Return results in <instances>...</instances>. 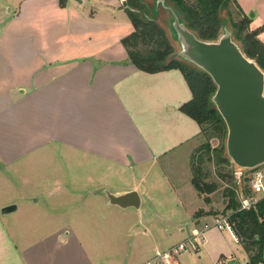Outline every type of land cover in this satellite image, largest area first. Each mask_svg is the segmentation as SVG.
Wrapping results in <instances>:
<instances>
[{
	"label": "crops",
	"instance_id": "0c3cea01",
	"mask_svg": "<svg viewBox=\"0 0 264 264\" xmlns=\"http://www.w3.org/2000/svg\"><path fill=\"white\" fill-rule=\"evenodd\" d=\"M5 1L4 7L0 2V264H144L186 240L192 226L209 215L193 219V205L180 198V218L158 212L148 204L144 173L161 162H177L173 152L189 138L197 144L185 157L187 167L198 150L200 127L187 123L180 111L192 98L180 71L150 74L132 64L121 44L134 31L123 0ZM235 1L264 44V0ZM85 2L92 8L81 11ZM122 14L128 21L120 27ZM162 90L167 96L162 105L172 106L157 129L137 109ZM175 121L179 124L162 129ZM174 126L190 129L188 138L179 140ZM54 155L79 161L57 164ZM107 175L124 180L125 188L109 190ZM162 179L168 185L167 176ZM105 189L136 191L139 209L131 213L132 208L109 205ZM184 190L173 191L177 197L191 192ZM92 202L117 210L100 209L96 222L88 210ZM9 205L16 210L1 213ZM173 233L177 244L169 240ZM202 246V252L182 253L178 264L202 258L206 264L248 262L227 230L208 232Z\"/></svg>",
	"mask_w": 264,
	"mask_h": 264
},
{
	"label": "water",
	"instance_id": "95a60500",
	"mask_svg": "<svg viewBox=\"0 0 264 264\" xmlns=\"http://www.w3.org/2000/svg\"><path fill=\"white\" fill-rule=\"evenodd\" d=\"M139 2L143 10L130 9L126 0L122 1V7L159 25L173 50L169 60L206 74L215 86L209 102L224 124V158L232 164L238 183L243 173L264 165L263 70L244 54L226 18L221 20L215 40H201L188 29L182 15L169 0ZM102 193L111 206L135 210L140 207L136 191L112 194L105 189ZM15 210V205H9L2 208L1 213L9 214Z\"/></svg>",
	"mask_w": 264,
	"mask_h": 264
},
{
	"label": "trees",
	"instance_id": "16d2710c",
	"mask_svg": "<svg viewBox=\"0 0 264 264\" xmlns=\"http://www.w3.org/2000/svg\"><path fill=\"white\" fill-rule=\"evenodd\" d=\"M126 2L132 10H143L139 0H126ZM169 2L180 12L188 29L196 33L201 40H215L221 27V20L226 18L234 32V39L241 44L244 54L254 60L264 72V44L258 40V31L249 30L250 18L242 12L235 0H195L194 6L188 5L185 0H169ZM231 5L235 7L240 17L236 23L231 19L229 11ZM125 12L134 31L122 39L121 44L132 64L138 70L150 74L173 69L179 70L192 94L191 100L182 105L180 111L199 127L206 123L220 126L225 138L224 124L209 102L215 92L211 79L184 63L176 60L170 61L169 57L173 50L164 30L156 23L147 21L138 12L127 9ZM145 35H149L152 40L161 38L159 48L148 56H142L139 52L130 50V47L135 46L137 41L143 39ZM221 159L229 163L224 158V154ZM241 182L242 178L237 183L235 177L234 188L227 190L228 201L225 210L231 211L229 216L230 222L234 225L233 233L248 255V264H264V198L260 199L254 207L242 210L240 198L249 195L250 191L241 189ZM191 184L199 194L210 193L214 190L213 186L204 185L196 178L192 179Z\"/></svg>",
	"mask_w": 264,
	"mask_h": 264
},
{
	"label": "rangeland",
	"instance_id": "374dc122",
	"mask_svg": "<svg viewBox=\"0 0 264 264\" xmlns=\"http://www.w3.org/2000/svg\"><path fill=\"white\" fill-rule=\"evenodd\" d=\"M147 3L150 2V0H145ZM1 6H6L5 0H0ZM185 2L188 5L194 6L195 0H185ZM8 7H14V2L8 1L7 2ZM80 10H90L92 6H88L85 2L84 5L78 6ZM230 15L233 22H238L240 20V17L237 15V10L233 5L230 6ZM126 13V12H125ZM123 15V14H122ZM128 21V18L124 14L122 17H120V27H123L124 23ZM120 34L122 37H125L128 35L127 32H125V29L122 28L120 31ZM161 44V38H155L150 39L149 35H145V37L137 41L135 46L130 47V50L139 52L142 56H148L153 51L159 48ZM166 92L161 91L159 93V98L155 101L148 102L145 107H141L138 105L137 112L143 113L146 118L149 119V124L153 125L157 129L159 128L160 124L165 121L167 111L172 105H168V108H164L165 106L162 105V102H164V99L166 98ZM128 110H132V106L128 105ZM133 112V111H132ZM134 114V113H133ZM185 117V116H182ZM136 121L139 122L141 119V116H137L135 118ZM186 119L187 123L190 125H193L195 128L196 125L192 120L189 118H183ZM172 124H179V122H171L166 123V126L162 127V129H165L169 125ZM139 125V123H138ZM174 130L178 132L179 140L184 138L185 136H189L188 132L191 131L190 129H186V127H182L180 130L177 126H174ZM200 142L198 145V150L196 153H192V157L190 156L188 166L185 165V157L192 148H194L197 144L196 139L189 138L187 142L182 143V145H177L178 148L175 149L173 154L177 162L170 164L171 166H166L161 162V165L150 169L147 172H144L147 174L146 176V186L149 189V199L150 204L155 210L162 213H170L171 211L176 212L174 215L175 217L172 218L177 219V217L182 215L183 210L180 207V201L183 200L186 203L185 204H191L193 205L192 211H194L193 219H197L198 217L201 218L203 215H209V217L212 216H220V215H230L231 211H226L225 206L228 201V197L226 196L228 189L234 188V170L232 164L223 162L221 159V156L223 153V146H224V131L220 126H215V124L212 123H206L200 126ZM163 133H165V130H163ZM186 134V135H185ZM159 134H154V137L156 139L159 138ZM163 138V136H161ZM161 138V139H162ZM51 161L57 163V164H64V163H75L76 161H79L75 156H73L71 159L67 156V158H63L61 155H58L55 157H52ZM165 162V161H163ZM166 163V162H165ZM259 169L264 171V165H261L258 167ZM97 174V173H96ZM251 174V171L245 172L241 178V189H245V191L249 190V176ZM167 176L168 178V185L167 183L162 179L163 176ZM31 176V174H30ZM198 179L202 184L207 186H213L214 190L210 193H204L199 194L192 186L191 181L192 179ZM111 182L112 185H108V189L113 191L114 189H122L125 188V181L124 180H118L115 176H109L107 175L106 178ZM127 181L130 180L129 178H125ZM110 186V187H109ZM189 190L190 189V195L187 191L184 190L185 187ZM180 187L184 190L183 193H188L180 197L176 196L177 192L175 193L173 190L177 191V188ZM190 187V188H189ZM244 193V192H243ZM189 196V197H188ZM250 197L249 195H246L245 198L248 199ZM256 197H261V195H257ZM180 198V201H179ZM182 198V199H181ZM90 204V203H89ZM148 204L145 202H142V210L146 209L148 207ZM241 206V204H240ZM100 209H102V212L108 213L110 209H113V211H116L117 209L112 208H102L97 203H91V205H88V210L93 212L94 219L96 222L99 219V214L97 212H100ZM108 209V210H107ZM131 213H135L134 209H129ZM180 218V217H179ZM187 217H185L186 219ZM210 218H205L204 220H209ZM121 222H124V219H121ZM126 221L129 223V219H126ZM191 222V218H188L186 222ZM167 231H169V234L173 231V228L169 225L167 228ZM211 231H218L216 229H210L207 231L204 235L205 236L208 232ZM175 232V231H174ZM186 232L189 234V230L186 229ZM220 232V231H218ZM95 237L97 234L95 233ZM170 240V242H176L177 244L178 237L173 233ZM188 236V235H187ZM150 238V236H149ZM204 243V240H203ZM203 243H200L199 251L202 249ZM233 247V245H230ZM234 249V248H233ZM235 250V249H234ZM198 251V252H199ZM203 251V250H202ZM201 251V252H202ZM197 252V253H198ZM192 253V252H190ZM189 254V253H188ZM196 254V253H192ZM182 255V253L180 254ZM180 255L177 257V263ZM199 255V254H198ZM194 257H197L193 255ZM207 261L205 258H202L200 262L196 260L198 264H206ZM208 262V261H207Z\"/></svg>",
	"mask_w": 264,
	"mask_h": 264
},
{
	"label": "built area",
	"instance_id": "2783aa9c",
	"mask_svg": "<svg viewBox=\"0 0 264 264\" xmlns=\"http://www.w3.org/2000/svg\"><path fill=\"white\" fill-rule=\"evenodd\" d=\"M249 187L250 197L248 199L245 197L240 198V207L242 210L254 207L260 199L264 198L263 170L258 167L251 170ZM257 195H261V197H256ZM233 226L234 225L230 222L229 215L212 216L209 220L199 221L197 225L192 226L190 236L186 240L165 251L156 252L155 255L144 264H178L177 257L181 253H196L199 251L200 243H203L204 235L207 231L216 229L218 231L227 230L233 233Z\"/></svg>",
	"mask_w": 264,
	"mask_h": 264
}]
</instances>
